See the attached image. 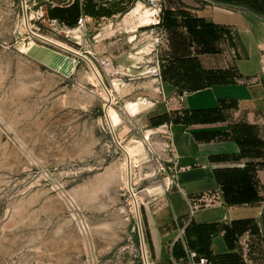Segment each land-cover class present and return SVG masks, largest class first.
Here are the masks:
<instances>
[{
  "label": "rangeland",
  "instance_id": "rangeland-1",
  "mask_svg": "<svg viewBox=\"0 0 264 264\" xmlns=\"http://www.w3.org/2000/svg\"><path fill=\"white\" fill-rule=\"evenodd\" d=\"M26 1L41 6L49 18L51 10H69L77 2L73 23L56 18L68 35L54 33L45 22L28 20L29 27L87 57L111 103L107 119L108 94L88 63L32 37L24 24L23 0H0V264H127L130 250L124 247L133 240V227L137 234L135 208L127 186V158L109 125L117 138L111 115L118 114L120 123L131 126V139L141 142L136 146L117 138L129 154L139 204L148 181L134 186L133 153H149L151 168L145 174H154L159 158L126 105L144 97L148 104H141L140 112H151L154 99H146L147 94L161 95L151 90L145 74L154 52L150 27L142 26L143 8L138 4L128 17V31L111 40L98 35L95 19L88 20L85 31L76 30L87 1L84 6L81 0ZM96 1L92 4L103 3ZM127 3L126 13L134 2ZM105 56L113 61L109 71L98 62ZM134 80L142 85L136 90L144 93L141 99L128 96ZM162 169L159 165L156 172Z\"/></svg>",
  "mask_w": 264,
  "mask_h": 264
},
{
  "label": "crops",
  "instance_id": "crops-1",
  "mask_svg": "<svg viewBox=\"0 0 264 264\" xmlns=\"http://www.w3.org/2000/svg\"><path fill=\"white\" fill-rule=\"evenodd\" d=\"M92 1L83 0V10L88 20L99 21L98 35L114 40L128 31L136 9L126 13L128 0ZM219 3L249 5L168 0L167 33L153 54L160 84L149 77L151 90L161 95L147 94L153 110L141 113L140 105L148 104L137 92L142 85L134 80L128 94L143 97L126 109L134 110L130 118L149 135L159 158L154 174H145L148 161L133 159L148 152L134 151L131 161L134 186L148 181L138 197L148 264H193L189 252L213 264H264V17ZM111 120L118 140L140 146L118 114ZM159 165L165 169L157 173ZM135 231L124 247L130 250L127 264H143Z\"/></svg>",
  "mask_w": 264,
  "mask_h": 264
},
{
  "label": "built area",
  "instance_id": "built-area-1",
  "mask_svg": "<svg viewBox=\"0 0 264 264\" xmlns=\"http://www.w3.org/2000/svg\"><path fill=\"white\" fill-rule=\"evenodd\" d=\"M83 1V0H81ZM102 1H113V0H102ZM168 0H132L134 2L133 8H136L138 4L142 5V8H148L150 11L149 18L151 19L150 24V35L152 36V51L154 52L163 42L165 35L167 33L166 28L163 26V13L166 7V3ZM23 4L25 5L26 12L28 15L29 21H35L37 23H47V25L52 29L54 33L65 32L68 35L70 32L65 31V26L62 27L59 21L55 18H49L47 14L43 11L41 6H37L35 2L23 0ZM88 23V18L86 16H81L77 21V29L76 30H86V25ZM40 29H37L36 33L39 32ZM35 32V31H34ZM101 68L104 71H109L113 67V61L110 57H102L98 60ZM145 74L155 80L158 84L161 82V67L157 57H153L146 67ZM164 148L168 149L169 145L164 144ZM164 170V168L162 169ZM183 232H180V235ZM189 258L193 262V264H213V261L206 258H198L196 252H189ZM198 260L196 261V259Z\"/></svg>",
  "mask_w": 264,
  "mask_h": 264
},
{
  "label": "water",
  "instance_id": "water-1",
  "mask_svg": "<svg viewBox=\"0 0 264 264\" xmlns=\"http://www.w3.org/2000/svg\"><path fill=\"white\" fill-rule=\"evenodd\" d=\"M219 5L221 6H225V7H228V8H233V9H238V10H242V11H245V12H249V9H247L246 7H242V6H236V5H231V4H222V3H219ZM22 14H23V19H24V24H25V28L26 30L28 31V33L46 43V44H49L53 47H56L64 52H67L69 54H72L76 57H79V58H82L84 59L89 67L91 68V70L93 71L95 77L97 78L98 82L100 83V85L102 86V88L105 90V92L108 94V91H107V88L105 87V84L103 82V79L101 78V76L98 74L97 70L95 69V67L93 66V64L88 60L87 57L77 53V52H74L72 50H70L69 48H66L64 46H61L59 44H57L56 42L44 37V36H41L35 32H33L30 27H29V23H28V15H27V12H26V8H25V5L22 4ZM108 102L105 106V114L107 116V119H109L108 117V114H107V108L109 106V104L111 103V96L108 94ZM109 123H110V120H109ZM110 131H111V134H112V137H113V140L114 142L122 149L123 153L126 155V158H127V186H128V191L130 193V196L132 197L133 199V202H134V208H135V218H136V224H137V232H138V236H139V243H140V249H141V256H142V260H143V264H148V261H147V256H146V251H145V242H144V236H143V229H142V225H141V218H140V213H139V204H138V201H137V198L135 197V194L133 193L132 191V184H131V166H130V158H129V154L128 152L119 145L118 141H117V138L115 136V133L113 131V128H112V125L110 123Z\"/></svg>",
  "mask_w": 264,
  "mask_h": 264
},
{
  "label": "trees",
  "instance_id": "trees-1",
  "mask_svg": "<svg viewBox=\"0 0 264 264\" xmlns=\"http://www.w3.org/2000/svg\"><path fill=\"white\" fill-rule=\"evenodd\" d=\"M249 5L247 6L248 9L253 12L254 14L264 17V5L263 3L258 4L257 0H247ZM76 5V6H75ZM73 8L69 10H65L64 8H56L49 12L51 18L60 19L62 22L71 24L74 22L75 16V7H77V2H74Z\"/></svg>",
  "mask_w": 264,
  "mask_h": 264
},
{
  "label": "bare ground",
  "instance_id": "bare-ground-1",
  "mask_svg": "<svg viewBox=\"0 0 264 264\" xmlns=\"http://www.w3.org/2000/svg\"><path fill=\"white\" fill-rule=\"evenodd\" d=\"M139 5H141V4H139ZM142 6V5H141ZM144 12H146V16L145 17H143L142 16V13L140 14V16H141V18H142V22H143V18H146V19H148V23L145 25H143V26H148V24H150V22H151V19L149 18V14H150V11H149V9L148 8H143V14H144ZM148 48H149V46H148ZM63 58V57H62ZM66 67V66H65ZM67 68L69 69V68H72V63L70 62V60H69V62H68V65H67ZM93 75V74H92ZM94 76V75H93ZM133 159H136L137 161H139V162H143V161H147L148 160V155L146 154V153H144L142 156H139V157H135V158H133ZM153 190L154 189H150V191L149 192H153Z\"/></svg>",
  "mask_w": 264,
  "mask_h": 264
}]
</instances>
